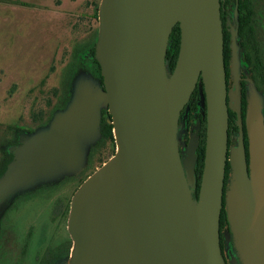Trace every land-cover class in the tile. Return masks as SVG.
<instances>
[{
  "label": "water",
  "instance_id": "95a60500",
  "mask_svg": "<svg viewBox=\"0 0 264 264\" xmlns=\"http://www.w3.org/2000/svg\"><path fill=\"white\" fill-rule=\"evenodd\" d=\"M177 25L180 50L171 72L167 55ZM95 58L97 89L76 81L66 107L10 149L0 208L88 165L90 152H81L78 139L94 135L96 145L106 109L116 153L73 197L68 264H226L224 203L239 263L264 264V96L248 85L247 154L236 58V91H228L221 0H101ZM197 88L207 138L195 197L198 141L182 161L178 126ZM229 110L240 135L225 190Z\"/></svg>",
  "mask_w": 264,
  "mask_h": 264
},
{
  "label": "rangeland",
  "instance_id": "374dc122",
  "mask_svg": "<svg viewBox=\"0 0 264 264\" xmlns=\"http://www.w3.org/2000/svg\"><path fill=\"white\" fill-rule=\"evenodd\" d=\"M91 1L0 0V143L4 138H13L9 127L20 125L37 130L45 126L36 124L39 116L44 114L41 120H45L54 106L63 104L59 99L71 98L76 81L97 89L99 78L93 73L89 59L83 57L88 44L84 41L91 32V22H86L92 11L88 4ZM29 4L33 8L25 6ZM233 81L230 90L234 93L236 82ZM94 139L90 134L79 137L84 155L95 147ZM89 165L57 183L71 178L76 181V190L80 180L100 169L99 164ZM40 196H47L46 191ZM53 202V199L41 200L28 216L33 220L37 217L48 220L50 209L55 206Z\"/></svg>",
  "mask_w": 264,
  "mask_h": 264
},
{
  "label": "flooded vegetation",
  "instance_id": "af4514ba",
  "mask_svg": "<svg viewBox=\"0 0 264 264\" xmlns=\"http://www.w3.org/2000/svg\"><path fill=\"white\" fill-rule=\"evenodd\" d=\"M93 2V3H92ZM101 2V1H100ZM100 2H96L95 0L89 3L92 6V11L89 15L86 16V22H91V34L90 37L93 36V33L97 29V33L99 32V6ZM97 3L98 7H95L94 4ZM15 6H19L17 2L14 3ZM26 7L33 8V5H25ZM221 19L223 22V33H224V60L225 67L227 73V85L228 91H231L232 82H234L233 78V61L236 58L237 61V71L239 74L238 84L240 87V92L242 96V90L245 88L247 90L249 84H253L257 90L261 92L264 96V0H221ZM97 37V38H96ZM87 39H85L86 41ZM98 36L94 33V39L89 42V45L85 48V54L83 57H87L91 64V69L94 71L93 73L97 76L96 72L98 71V63L95 58L96 53V44H97ZM94 50V54L92 53ZM100 67V65H99ZM101 69V68H100ZM99 78V77H98ZM103 86V85H102ZM104 88V86H103ZM64 96L62 99V103L60 106L57 105L53 107L52 112L49 115L45 116V123H48L52 118L53 114L60 110L66 105V103L70 100L68 97ZM201 94L199 92V98H195V106L191 107L189 104V110L185 108L179 119V147L180 153L182 157V161H184L186 152L190 142L193 139L198 141V149L205 147L206 148V138H207V116L206 109L201 106ZM64 101V102H63ZM229 101V99H228ZM61 103V102H60ZM190 103V102H189ZM232 110H229V112ZM109 113V111H107ZM233 112V111H232ZM236 114V113H235ZM264 114V109H263ZM111 119V116L109 114ZM107 117V119H109ZM237 119V118H236ZM238 125V119L236 120ZM238 132L235 134V142L230 145L228 141V161L227 165H229L230 152L231 150L237 146L239 135H240V127L238 125ZM35 130V129H28ZM25 135V134H24ZM243 135L245 147L246 140L248 141V146L246 147L247 154L249 148V140L247 134L246 127V119L243 120ZM16 136V135H15ZM247 137V139H246ZM12 139V138H11ZM19 143H14L13 146H18ZM110 148L115 149L116 153V143H109ZM96 148V146L92 149ZM91 155V154H90ZM113 157V156H112ZM111 157V158H112ZM109 158L108 161L111 159ZM13 159V157H12ZM11 159V160H12ZM107 161V162H108ZM11 162V161H10ZM9 162V163H10ZM8 163V164H9ZM95 161L92 160L91 156H89V166L94 164ZM104 165V164H103ZM101 168V167H100ZM227 168V167H226ZM87 169V168H86ZM231 169V168H230ZM97 171V170H96ZM95 170L90 174V176L96 172ZM231 173V170H230ZM86 177L85 179L80 180V184L76 190L75 180L71 178H66L65 183L60 184H51L45 186L46 195L44 196L47 199H50L49 196H53V200H57V204H59V212H58V225L66 224V230L68 231V221L71 211V205L73 201V197L75 193L79 190L81 185L90 177ZM229 184V183H228ZM227 184V186H228ZM199 192L195 193V197H197ZM36 198V197H35ZM34 198V199H35ZM36 198L35 200L40 199ZM43 198V199H45ZM54 224V223H53ZM48 229L49 226H48ZM221 232V247L223 256L226 264H240L237 259V252L234 245L233 235L230 230V225L228 222V226H225L224 229L220 228ZM226 234L229 236V241L226 238ZM73 249V248H72ZM234 258L236 261L234 262Z\"/></svg>",
  "mask_w": 264,
  "mask_h": 264
},
{
  "label": "trees",
  "instance_id": "16d2710c",
  "mask_svg": "<svg viewBox=\"0 0 264 264\" xmlns=\"http://www.w3.org/2000/svg\"><path fill=\"white\" fill-rule=\"evenodd\" d=\"M94 6L98 7V4L95 3ZM96 31L97 29L94 33L98 36V33ZM94 33L91 37V33L89 34L88 39L86 40L88 42L87 45H89V42L94 39ZM180 41L181 30L179 28V25H177L173 29V32L171 34L169 43L170 47L167 55V61L169 62L171 72L176 66L180 50ZM92 53L94 54V50ZM96 74L102 80L99 63L98 71L96 72ZM195 98H199L198 88L195 90L191 97L189 103L191 107L195 106ZM247 105V90L244 88L242 90V118L244 121L246 119ZM107 111L108 110L106 109L102 111L100 131L101 138L96 143V148L92 153H90L91 155H89L91 156L92 160L96 159L95 163L99 164V167H102L109 158L115 155V149L109 147L110 142L115 144V137L113 133V125ZM43 116H39L40 119L37 120L39 122H36V124H40L39 126L47 124L45 123L44 119L41 120V117ZM107 117H109V119H107ZM236 118L237 115L234 112L230 111V145L235 142V134H237L239 129L236 123ZM9 129L14 134V136L9 140L4 138L0 143V176L5 172L8 163L13 157V154L10 152V149L14 147L13 144L19 143L22 135L34 132V130H28L29 128L20 127V125L9 127ZM246 145L248 146L247 140ZM204 157L205 147L199 149L198 152V166L196 169L197 192H199L200 189L201 177L204 167ZM229 180L230 168L229 165H227L225 190L227 184L229 183ZM45 186L48 185H41L33 190L20 193L0 208V264H68V262L70 261L73 241L68 231L66 230V224L61 223L60 225H58L59 222L57 221V218L59 215V204H57V200H53L55 202H53L55 206L50 209L48 220L45 221V218L41 217H37L35 218V220H33L32 218H30L31 216H28V214L30 215L31 211L33 210V207L37 206L41 200L43 202L45 201V199H43L45 197H41L40 199L35 200L36 198H39L40 193L45 190ZM49 198L53 199V196L51 195L49 196ZM29 218L30 223L28 222ZM48 226L50 229H48ZM225 226H228V219L224 203L220 218V228L224 229Z\"/></svg>",
  "mask_w": 264,
  "mask_h": 264
}]
</instances>
